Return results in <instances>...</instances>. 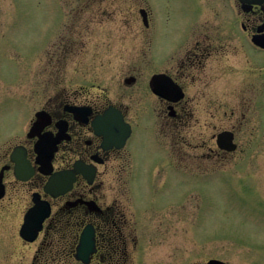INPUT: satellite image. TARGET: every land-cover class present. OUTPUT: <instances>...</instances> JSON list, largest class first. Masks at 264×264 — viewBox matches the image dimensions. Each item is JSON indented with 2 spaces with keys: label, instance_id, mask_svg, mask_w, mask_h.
Masks as SVG:
<instances>
[{
  "label": "rangeland",
  "instance_id": "374dc122",
  "mask_svg": "<svg viewBox=\"0 0 264 264\" xmlns=\"http://www.w3.org/2000/svg\"><path fill=\"white\" fill-rule=\"evenodd\" d=\"M140 10L153 17L155 46L162 49L196 25L200 14L210 26L222 22L220 0H0V151L22 136L32 109L49 95L79 87L121 107L129 93L136 96L137 87L129 88L124 79L139 73L144 53L149 58L151 53L150 45L145 50L151 41ZM232 53L228 48V65L236 60ZM245 72L236 77L237 84L229 77L225 92L222 79L213 77L215 92L194 98V150H183L195 155L211 150L213 173L157 174L164 153L139 132L134 166L150 171L131 175L132 203L124 173L104 177V203L115 199L126 218L129 212L137 218V225L130 221L124 228L127 238L132 234L139 240L136 248L129 247L126 264H207L211 259L264 264V87H255V96L244 93L243 83L250 79ZM225 129L238 130L239 145L222 156L215 141H206ZM16 234L9 229L2 238ZM27 253L21 250L16 264H23Z\"/></svg>",
  "mask_w": 264,
  "mask_h": 264
},
{
  "label": "flooded vegetation",
  "instance_id": "af4514ba",
  "mask_svg": "<svg viewBox=\"0 0 264 264\" xmlns=\"http://www.w3.org/2000/svg\"><path fill=\"white\" fill-rule=\"evenodd\" d=\"M248 1L251 0H220L222 11L217 13L222 20L220 26H210L200 14L196 25L188 27L164 49L155 46L153 17L145 11L146 22L142 18V23L149 30L151 42H145V50L151 46L150 58L145 52L140 72H130L124 79L129 88L137 87L136 96L129 93L124 107L84 94L79 87L47 96L37 109L30 107L33 109L22 136L6 151H0V264H16L23 249L28 251L22 255L23 264H83L76 255L86 226L94 232L95 252L90 263L97 257L102 264H126L129 247L136 248L139 240L132 234L127 238L124 228L130 221L137 225V218L134 212V219L132 212L130 219L126 218L125 210L115 199L105 204L102 188L104 177L117 174L120 178L122 172L127 199L132 203L131 175L150 171L134 166V138L139 132L147 134L164 153L155 166L157 174L213 173L210 149L202 155L184 152L194 150L191 141L197 112L194 98L210 97L215 92L213 77L222 79L220 87L225 92L229 77L237 84L236 77L242 76L244 70L250 78L243 83L247 88L244 93L255 96V87L259 84L264 87V0ZM202 8L201 3L204 14ZM228 48L236 58L229 65ZM217 55L224 60L216 58ZM155 75L172 81L163 91L167 97L153 93L150 81ZM232 91L241 94L242 89ZM206 109L210 115V107ZM109 110L120 113L122 127H116L115 115L111 114L108 120L112 129L105 126L103 120ZM224 131L232 134L231 142L238 146L235 129L220 131L213 138L209 136L206 143L213 140L217 147L218 134ZM15 149L17 152L13 154ZM217 149L222 156L229 153ZM201 165L205 168L202 171ZM35 202L41 207L40 215L44 214L45 206L49 207V215L36 238L28 241L20 232ZM9 229L17 232L16 238L3 240Z\"/></svg>",
  "mask_w": 264,
  "mask_h": 264
},
{
  "label": "water",
  "instance_id": "95a60500",
  "mask_svg": "<svg viewBox=\"0 0 264 264\" xmlns=\"http://www.w3.org/2000/svg\"><path fill=\"white\" fill-rule=\"evenodd\" d=\"M247 2V1H243ZM250 3H257V0H251L248 1ZM140 15L143 18V22L145 23L146 21V13L144 10H140ZM253 42L256 43V41L253 39ZM128 82V81H126ZM151 85L153 88V93L155 95H160V96H165L164 94V89L165 87H169L168 85H172V81L163 76V75H155L151 78ZM167 97V96H165ZM181 97V96H180ZM179 97V98H180ZM115 113V114H114ZM115 115L116 119V127H122L123 125V120L119 112H114L113 110H109L108 113L105 114V118L103 121H105V126L109 129L112 125L109 124L111 122L108 120L109 115ZM112 117V116H111ZM112 129V128H110ZM232 134L230 132H222L218 134L217 137V146L219 149L227 151V152H233L236 149V145H234L232 142ZM17 150L15 149L13 151V154H15ZM50 185H53V179L50 180ZM52 189V186L50 187ZM50 189H47V191L51 192ZM2 195V192H0V197ZM40 205L35 202V206L27 213L25 216L24 224L21 228V236L28 240V241H33L38 232L41 230V225L44 219L49 215V207L44 208V214L40 215L39 214V209ZM95 252L94 248V232L92 227L86 226L84 230L81 233L80 239H79V244L77 247V255L76 258L77 260H81L84 264L89 263L90 261V255ZM207 264H226L222 261L211 259L207 262Z\"/></svg>",
  "mask_w": 264,
  "mask_h": 264
}]
</instances>
